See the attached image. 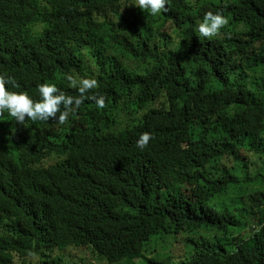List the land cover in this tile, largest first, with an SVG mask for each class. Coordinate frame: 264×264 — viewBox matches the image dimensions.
<instances>
[{"label":"trees","instance_id":"trees-1","mask_svg":"<svg viewBox=\"0 0 264 264\" xmlns=\"http://www.w3.org/2000/svg\"><path fill=\"white\" fill-rule=\"evenodd\" d=\"M134 5L0 0L9 91L78 96L72 75L106 103L85 99L64 125L0 115V264H264V0ZM208 11L229 19L211 38ZM182 231L195 246L160 260Z\"/></svg>","mask_w":264,"mask_h":264},{"label":"clouds","instance_id":"clouds-1","mask_svg":"<svg viewBox=\"0 0 264 264\" xmlns=\"http://www.w3.org/2000/svg\"><path fill=\"white\" fill-rule=\"evenodd\" d=\"M168 0H135V7L141 10H150V14L156 16L161 12H167ZM229 24V19L220 11L213 13L208 11L203 15L197 25L200 36L211 38L220 35L221 29ZM225 35L230 36V33ZM71 87L78 89V96L66 95L53 83H41L38 85L39 99L34 100L24 91H9L7 85L19 88L20 85L12 76L0 74V115L5 111L14 120L23 125L25 120L49 121L56 120L59 124L68 123L70 114L75 113L85 99L94 100L98 108H105V98L100 95L87 96L92 89L98 88L99 83L95 78H75L67 75ZM63 106V111H61ZM59 113V115H57ZM153 139L151 133L143 132L136 141L137 147L145 149Z\"/></svg>","mask_w":264,"mask_h":264},{"label":"rangeland","instance_id":"rangeland-1","mask_svg":"<svg viewBox=\"0 0 264 264\" xmlns=\"http://www.w3.org/2000/svg\"><path fill=\"white\" fill-rule=\"evenodd\" d=\"M251 160L253 162L256 163V160L254 158H251ZM199 231H182L179 234H175L174 238H166L165 242L162 244H159V247H157V253L156 256L159 257L160 260L161 259V255L162 256H169L171 255L170 253H166L164 251V248L162 246L167 247L166 251H168L169 249H172L174 251L173 254H175L176 256H184L186 253L190 252L191 249L195 246V242L199 240L200 234L198 233ZM174 247V248H173ZM69 249V248H66ZM177 249H180L181 253H179V251ZM74 255L78 256L77 252L74 250ZM86 257L88 258V254H86ZM58 258L62 259L64 261L65 264H82L81 259L77 258V257H72L69 256L67 258L62 257V256H58ZM32 262L34 264L37 263V259H32ZM89 262L84 261V264H87Z\"/></svg>","mask_w":264,"mask_h":264}]
</instances>
